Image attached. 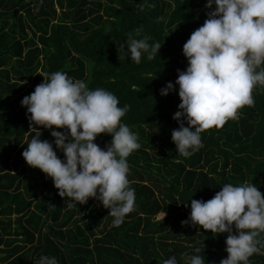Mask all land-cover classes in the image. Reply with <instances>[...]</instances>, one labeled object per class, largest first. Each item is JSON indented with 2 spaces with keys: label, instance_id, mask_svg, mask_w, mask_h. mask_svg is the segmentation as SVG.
I'll list each match as a JSON object with an SVG mask.
<instances>
[{
  "label": "trees",
  "instance_id": "obj_1",
  "mask_svg": "<svg viewBox=\"0 0 264 264\" xmlns=\"http://www.w3.org/2000/svg\"><path fill=\"white\" fill-rule=\"evenodd\" d=\"M205 4L0 0V264H35L41 255L55 256L59 264H163L174 255L185 264L196 247L205 264L227 257V234L181 221L192 199L207 201L226 183L252 181L264 197V86L253 89L254 105L241 108L238 120L202 132L203 147L188 158L171 141L178 88L166 96L159 92L186 69L182 46L207 18ZM138 29L136 38L147 36L161 48L152 60L145 56L136 64L118 47ZM55 71L90 89L104 88L119 106H130L122 122L141 144L127 158L136 206L119 227L95 199L70 207L51 178L22 158L31 135L21 100ZM41 131L42 140L53 141L50 130ZM94 142L104 149L111 136L102 133ZM249 264H264V249Z\"/></svg>",
  "mask_w": 264,
  "mask_h": 264
},
{
  "label": "clouds",
  "instance_id": "obj_2",
  "mask_svg": "<svg viewBox=\"0 0 264 264\" xmlns=\"http://www.w3.org/2000/svg\"><path fill=\"white\" fill-rule=\"evenodd\" d=\"M205 8L203 25L182 46L186 69L177 70L175 83L167 82L159 90L166 96L178 88L180 103L172 117L178 127L171 131V141L185 158L203 147L202 132L238 120L241 108L254 105L253 89L264 86V0H206ZM139 35V29L135 36L130 33L118 47L124 58L136 64L145 56L152 60L161 48L159 42L150 44L147 36L136 38ZM45 77L21 100L31 135L22 158L51 178L70 207L95 199L108 209L113 226L119 227L136 206L127 158L141 144L122 122L130 106H119L114 93L90 89L85 81L64 71ZM41 128L50 130L52 142L41 139ZM102 133L111 136L104 149L94 142ZM181 224L227 234V257L219 264H249L250 257L264 249L260 238L264 235V197L252 181L226 183L207 201L192 199L190 214ZM194 252L185 255V264H205L201 249L196 247ZM35 264L59 261L41 255ZM163 264L178 261L172 255Z\"/></svg>",
  "mask_w": 264,
  "mask_h": 264
},
{
  "label": "rangeland",
  "instance_id": "obj_3",
  "mask_svg": "<svg viewBox=\"0 0 264 264\" xmlns=\"http://www.w3.org/2000/svg\"><path fill=\"white\" fill-rule=\"evenodd\" d=\"M157 218H158V219H161V218H163V215H159Z\"/></svg>",
  "mask_w": 264,
  "mask_h": 264
}]
</instances>
